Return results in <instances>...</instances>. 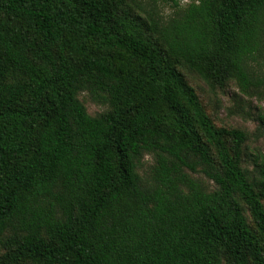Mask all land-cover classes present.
Returning a JSON list of instances; mask_svg holds the SVG:
<instances>
[{
	"label": "trees",
	"instance_id": "trees-1",
	"mask_svg": "<svg viewBox=\"0 0 264 264\" xmlns=\"http://www.w3.org/2000/svg\"><path fill=\"white\" fill-rule=\"evenodd\" d=\"M149 1L0 0V264H264V156L183 72L264 89V0Z\"/></svg>",
	"mask_w": 264,
	"mask_h": 264
},
{
	"label": "rangeland",
	"instance_id": "rangeland-1",
	"mask_svg": "<svg viewBox=\"0 0 264 264\" xmlns=\"http://www.w3.org/2000/svg\"><path fill=\"white\" fill-rule=\"evenodd\" d=\"M187 0H181V7H185ZM147 9L155 7L164 20L173 17L179 9L171 5L154 3L143 0ZM258 73H264V56L255 66ZM187 81L193 86L201 100V103L217 127L228 129H240L247 135V142L244 145L243 165L250 171L254 170V159L257 155L264 156V89L254 92L252 95L242 94L237 84L233 81L224 87H213L205 82L196 73L183 69ZM79 100L84 104L90 116H97L106 112L109 106L100 104L90 97L87 92L79 94ZM155 164L152 155H146L140 166L139 172L145 181H150L151 170ZM209 190H214L216 185L203 174H191Z\"/></svg>",
	"mask_w": 264,
	"mask_h": 264
}]
</instances>
